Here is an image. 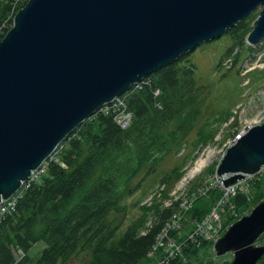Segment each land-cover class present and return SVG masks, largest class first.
Listing matches in <instances>:
<instances>
[{
    "label": "water",
    "instance_id": "95a60500",
    "mask_svg": "<svg viewBox=\"0 0 264 264\" xmlns=\"http://www.w3.org/2000/svg\"><path fill=\"white\" fill-rule=\"evenodd\" d=\"M256 9L250 46L264 40V0H28L0 41V203L100 107ZM263 166L264 122L236 136L215 171L230 186ZM263 233L264 200L213 250L257 264Z\"/></svg>",
    "mask_w": 264,
    "mask_h": 264
},
{
    "label": "trees",
    "instance_id": "16d2710c",
    "mask_svg": "<svg viewBox=\"0 0 264 264\" xmlns=\"http://www.w3.org/2000/svg\"><path fill=\"white\" fill-rule=\"evenodd\" d=\"M18 2L0 0V41L26 4L18 7ZM256 16L251 14L236 23L223 36L231 38L233 45H246ZM190 55H181L119 96L131 114L127 127L115 123L111 111L97 110L44 161L43 174L21 184L14 211L0 221V264H73L78 255L86 258L83 264H154L164 259L163 253L155 257L149 253L178 211V203L161 207L154 198L150 206H139V218L115 240L116 222L108 218L121 211V203L141 189L169 154L179 152L178 147L194 129L208 93L195 81ZM217 119H205L196 138H203ZM186 162L184 159L162 173L148 195L162 186L160 194L165 198L181 178ZM263 177L253 178L247 193H236L222 207L223 233L238 216L251 212L252 204L263 201ZM220 197V189L214 188L183 214L181 229L169 233L180 244L178 255L167 264L211 263L212 243L187 237L194 223L203 219ZM37 245L41 248L33 253ZM257 264H264V255Z\"/></svg>",
    "mask_w": 264,
    "mask_h": 264
},
{
    "label": "rangeland",
    "instance_id": "374dc122",
    "mask_svg": "<svg viewBox=\"0 0 264 264\" xmlns=\"http://www.w3.org/2000/svg\"><path fill=\"white\" fill-rule=\"evenodd\" d=\"M18 1L19 7L22 2L27 3L28 0ZM252 14L258 15V9ZM190 54V61L195 67V81L198 85L205 86V93H208L203 102L201 115L185 142L178 147L179 149L177 148L179 152L176 154L177 150H174L169 154L158 171L144 181L141 189L121 203V211H115L109 216L108 220L116 222L115 229H117L112 235V240L119 238L127 227H130L139 218L141 215L139 206L145 204L147 199L143 201V198L157 184L159 176L181 164L184 159L187 162L182 169L181 178L176 182L173 190L165 198L161 195L157 202L161 204V207L172 202L178 203V206L183 203V206L187 208L186 214L189 213L192 207L197 204L195 201L198 198L206 197L212 190L210 189L207 195L204 194L205 188H210L209 180L206 179L219 165L234 138L246 127L264 122V40L255 46L246 43L239 47L233 45L231 38L222 36L213 42L202 44ZM221 61L222 64H220ZM213 116L218 118L216 124L214 123L210 129L207 128L204 131L203 138H196L198 127L205 119ZM199 161L204 163L203 167L194 176L188 177L190 171ZM220 192L222 193L221 189ZM240 192L247 193V191ZM251 200L253 199L251 198ZM214 206L215 204L209 208V211ZM251 206L252 210L256 204ZM220 211L222 209H219V214ZM249 213L246 212L244 215ZM220 218L224 230L223 219L221 216ZM237 218L239 220V216ZM232 224L226 226V231ZM225 232H222L223 235ZM205 233L208 234V230ZM222 233L219 234V238L223 236ZM256 245L264 246V235L256 241ZM40 248L41 245L34 247L33 253H36ZM175 250L174 257L178 255V250ZM208 257L210 264H230L233 259L232 252L218 257L213 248ZM84 260H86L85 257L78 255L73 264H83Z\"/></svg>",
    "mask_w": 264,
    "mask_h": 264
},
{
    "label": "built area",
    "instance_id": "2783aa9c",
    "mask_svg": "<svg viewBox=\"0 0 264 264\" xmlns=\"http://www.w3.org/2000/svg\"><path fill=\"white\" fill-rule=\"evenodd\" d=\"M138 84V83H137ZM100 111L104 113H113V120L121 128H125L129 125L131 120V114L126 111V106L124 101L117 97L110 104L100 108ZM51 157V156H50ZM46 170V166L43 164L35 171H33L28 178V180H34ZM230 175L219 176L217 173L211 174L206 180H209L208 185L210 188H205L206 195L210 189L219 188L222 190L221 197L215 202V206L207 213V215L200 221L194 223L193 231L188 235V239H202L211 242L213 245L220 237V233L224 230L222 229V222L219 214V209L227 203L228 199L234 196L240 191H247L249 188V183H252L253 178H259L264 176V166L254 175H245L242 180H238L235 184L230 186H224L223 180H226ZM222 177V178H221ZM219 183V185H217ZM204 185V184H203ZM225 190H224V189ZM163 189L161 186H157L149 195L145 197L146 206L151 205V200L154 198H159L161 196L160 192ZM18 190L15 191L10 197L5 201L0 203V221L9 213L13 212L18 200ZM171 204V203H170ZM168 204V205H170ZM186 209L183 203H180L178 211L173 213L171 220H168L166 225L163 227L161 232L158 234L154 245L149 253L150 257H155L157 253H163L164 259L161 261H156L154 264H167L168 260L173 259L175 251H179L180 244H178L170 232L172 230H179L182 221L183 214L186 213ZM208 230V234L205 231ZM219 235V236H218Z\"/></svg>",
    "mask_w": 264,
    "mask_h": 264
},
{
    "label": "bare ground",
    "instance_id": "6f19581e",
    "mask_svg": "<svg viewBox=\"0 0 264 264\" xmlns=\"http://www.w3.org/2000/svg\"><path fill=\"white\" fill-rule=\"evenodd\" d=\"M110 104V103H109ZM106 105H108V104H105V105H103V106H106ZM102 106V107H103ZM101 108V107H100ZM99 108V109H100ZM253 125V124H252ZM203 162H201V161H199L197 164H195L196 166L190 171V175L188 176V177H192V176H194L202 167H203ZM24 183V182H23Z\"/></svg>",
    "mask_w": 264,
    "mask_h": 264
}]
</instances>
